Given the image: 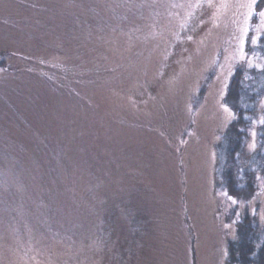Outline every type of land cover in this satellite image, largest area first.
Here are the masks:
<instances>
[{
	"label": "rangeland",
	"instance_id": "rangeland-1",
	"mask_svg": "<svg viewBox=\"0 0 264 264\" xmlns=\"http://www.w3.org/2000/svg\"><path fill=\"white\" fill-rule=\"evenodd\" d=\"M240 70L264 0H0V264H264V122L232 191L218 148Z\"/></svg>",
	"mask_w": 264,
	"mask_h": 264
},
{
	"label": "trees",
	"instance_id": "trees-1",
	"mask_svg": "<svg viewBox=\"0 0 264 264\" xmlns=\"http://www.w3.org/2000/svg\"><path fill=\"white\" fill-rule=\"evenodd\" d=\"M244 76L245 73L243 71H238L236 77L230 84L229 96L226 99V103L234 110L236 119L224 134L223 144L218 147L219 149L222 148L221 151L224 150L227 157L229 158V163H226L227 166L225 168V177L227 188L231 189V191L237 185L240 175L243 174V168H245L244 173L247 175L250 174L252 167H254L253 164L256 165V159L261 157V152L254 154L252 160L248 161L246 159L247 162L244 161V166L242 165L241 160L238 161V156L240 157L244 153L243 150L246 148L245 144L249 138L248 130L252 129L253 123L260 121L264 122V111L260 112L256 105L261 100V98L264 97V89L258 94L257 91L260 89V86H258V83L256 82V84H253L252 87L247 91L245 87ZM254 107H256V109ZM249 116H251V120H248ZM258 131L260 134V147H262L261 149H264V126L260 127ZM248 162L250 163L248 164ZM251 182L252 181H250V183ZM248 228H250L248 225L242 224L241 232L246 230L245 235L242 236V241L245 240L246 234L249 232ZM247 240H250V238ZM240 244L238 246L237 244L231 245V264H236L238 261L237 252L240 253L241 250H243L242 245L240 249ZM244 251L245 250L242 251V255H244Z\"/></svg>",
	"mask_w": 264,
	"mask_h": 264
},
{
	"label": "snow or ice",
	"instance_id": "snow-or-ice-1",
	"mask_svg": "<svg viewBox=\"0 0 264 264\" xmlns=\"http://www.w3.org/2000/svg\"><path fill=\"white\" fill-rule=\"evenodd\" d=\"M225 110H226V111H228V109H227V108H226Z\"/></svg>",
	"mask_w": 264,
	"mask_h": 264
}]
</instances>
